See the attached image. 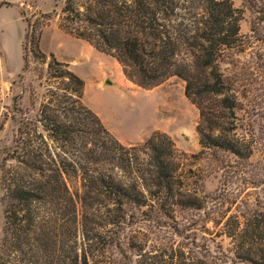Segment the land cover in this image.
Instances as JSON below:
<instances>
[{"label":"trees","instance_id":"16d2710c","mask_svg":"<svg viewBox=\"0 0 264 264\" xmlns=\"http://www.w3.org/2000/svg\"><path fill=\"white\" fill-rule=\"evenodd\" d=\"M62 1L59 27L114 59L132 84L151 89L173 77L184 82V95L199 113V146L216 162L221 163V153L233 156L235 163L250 159L253 127L248 124V131L238 134L242 105L233 80L218 66L225 49L241 39L242 13L233 8L232 0H200L202 13L189 12L188 19L179 13L189 0H55L56 5ZM242 1L264 22V0ZM41 18L49 22L51 16ZM26 25L23 72L32 29L27 21ZM32 42L30 52L45 60L39 38L36 45ZM48 57L46 75L62 81L64 95L48 98L33 128L25 130L22 121L17 129L7 160L30 173L26 180L14 177L7 189L0 264H17L20 259L30 264L31 249L44 253L43 264H95L91 247L78 246L77 199H114L121 212L127 205L145 207L148 199L155 205L160 199L184 196L176 179L177 152L171 139L154 133L140 146H123L82 103L83 80L53 55ZM38 126L42 134L36 133ZM44 140L58 145L62 154H51L46 144L45 151L35 149L34 143ZM70 179L78 181L73 189ZM229 221L224 234L235 247L233 262L264 264V211L255 210L242 221L235 218L230 227ZM124 223V216L117 215L110 225ZM197 258L196 253L172 252L145 257L141 264H214Z\"/></svg>","mask_w":264,"mask_h":264},{"label":"rangeland","instance_id":"374dc122","mask_svg":"<svg viewBox=\"0 0 264 264\" xmlns=\"http://www.w3.org/2000/svg\"><path fill=\"white\" fill-rule=\"evenodd\" d=\"M62 3L0 0V246L7 189L14 177L19 175L26 180L30 173L24 167L20 169L15 160H7L17 129L22 121L25 130L33 128L42 105L51 96L63 99L62 81L46 75L48 56L53 54L76 62L72 71L84 82L82 103L104 117L105 120L100 119L103 126L120 144L140 146L154 133L171 139L177 152L176 179L184 195L160 199L155 205H150L148 199L145 207L127 205L121 212L113 204L114 199H77L78 246L91 247L95 264H141L145 257L172 252L196 253L198 262L239 264L233 262L235 247L224 234L227 220L231 219L230 227L235 218L242 221V217L255 210L264 211V22L259 20L262 15L248 10L242 0H232L233 8L242 13L241 39L236 46L225 49L218 66L224 76L233 80L234 92L242 105L243 110L237 113L241 119L237 122L238 134L248 131V124L253 127V153L243 164L235 163L230 154L221 153L220 163L199 146V113L186 99L183 81L173 77L157 87L142 89L123 76L111 57L87 44V50L81 51L79 44L56 37L52 30L43 32L57 21L59 25ZM183 7L185 11L179 15L186 19L190 18L189 12L202 13L200 0H189ZM15 12L25 26L24 31L26 21L32 27L25 52V72V33L15 20ZM46 14L51 16L49 22L41 18ZM38 38L45 60L30 52L29 42L34 40L36 45ZM103 79L111 82L110 87ZM38 127L36 133L42 134ZM45 144L51 154H62L58 145L48 140L44 144L34 143V147L45 151ZM70 152L74 154L75 149ZM69 182L72 189L78 185L76 179ZM117 215H123L125 223L119 227L110 225ZM82 235L89 242H84ZM27 253L30 264L44 263L43 252L31 249ZM17 264L27 262L20 259Z\"/></svg>","mask_w":264,"mask_h":264},{"label":"crops","instance_id":"0c3cea01","mask_svg":"<svg viewBox=\"0 0 264 264\" xmlns=\"http://www.w3.org/2000/svg\"><path fill=\"white\" fill-rule=\"evenodd\" d=\"M13 2V1H12ZM15 16H16V18H15V20L18 22V23H20L21 24V26H22V29H23V35H24V33H25V26H24V24L22 23V21L19 19L20 17H18L17 16V13L15 12ZM47 30H52V32H54L55 33V36L56 37H59V38H62V37H64L65 39H67V41L68 42H76V44H79L78 46H79V49H81V51H85V50H87V43H85V42H83V41H81V40H77V39H75V38H73V37H71L70 35H68L67 33H65L64 31H62L60 28H59V25H58V21L56 22V23H53L50 27H47V28H45L44 29V31L43 32H45V31H47ZM43 34V33H42ZM79 41V42H78ZM87 44V45H86ZM89 46V45H88ZM49 53V52H48ZM53 55V54H52ZM54 57H55V59L58 61V62H60V63H64V64H66V65H68L69 66V69L71 70V72H73L72 71V68H73V65L76 63L75 61H68V60H64V59H62V58H60V57H56L55 55H53ZM116 63V62H115ZM118 65V64H117ZM74 73V72H73ZM75 74V73H74ZM77 76V75H76ZM81 79V78H80ZM82 80V79H81ZM104 80V79H103ZM105 81V80H104ZM106 82V81H105ZM114 85V84H113ZM112 85V86H113ZM110 87V86H109ZM92 112L94 113V114H96L97 116H98V118L99 119H102V120H105L104 119V117L98 112V111H96V110H94V109H92Z\"/></svg>","mask_w":264,"mask_h":264},{"label":"water","instance_id":"95a60500","mask_svg":"<svg viewBox=\"0 0 264 264\" xmlns=\"http://www.w3.org/2000/svg\"><path fill=\"white\" fill-rule=\"evenodd\" d=\"M105 85L110 86V85H111V82L106 81V82H105Z\"/></svg>","mask_w":264,"mask_h":264}]
</instances>
